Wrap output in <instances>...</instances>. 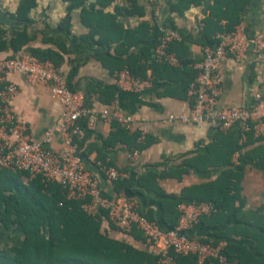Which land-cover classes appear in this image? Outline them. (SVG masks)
<instances>
[{"label": "crops", "instance_id": "0c3cea01", "mask_svg": "<svg viewBox=\"0 0 264 264\" xmlns=\"http://www.w3.org/2000/svg\"><path fill=\"white\" fill-rule=\"evenodd\" d=\"M136 1L137 10L131 8L132 14H122L118 21L123 30H133L142 22L147 23L150 39L147 43L131 47V50L136 52L144 46H150L161 31L176 29L182 37L181 42L178 41L182 43L178 50L183 60L187 61L186 72L159 71L161 79L157 82L152 69L147 68L146 75L151 74L155 84L141 93L119 90L115 72L110 70L113 62L97 58L106 51L110 56H115L120 52L116 44L108 49L83 39L89 32L80 20L83 5L69 10V3L63 0H36V7L30 11L28 20L20 21L13 16L18 0H0V40H8L14 31L25 28L33 40L19 50L57 52L58 72L72 89L84 92L89 104L98 110L111 112L115 102L122 114L135 119L129 134L146 133L149 145L140 150L135 161H129L128 158L129 152L135 147L128 137L117 134L120 127L113 121L101 122L95 132L86 133L76 141L86 169L99 179L106 193H112L113 188L94 165L100 156L127 173L123 195L135 199L143 214H152L156 219L162 215L159 205L162 199H178L183 189L195 186L215 185V188H219L224 173L236 175V178L231 175L226 179L237 183V199L232 206L234 210L214 225L199 222L191 235L199 238L219 235V241L225 245H245L255 257L264 260V136H247L244 146L232 155L230 164L221 163L220 157L216 156L209 162L205 156L217 134L227 136L236 128L224 133L210 123L192 125L167 120L190 108L184 88L195 74L192 65L202 58V46L210 43L206 37L205 21L209 18L214 1L199 0L198 4L181 10L176 9L180 0ZM114 5L128 6L127 0H116L104 11L114 13ZM68 13L69 29H64L63 20ZM239 20L248 37H258L264 41V0H247ZM220 23L224 25L225 21L221 20ZM209 35L214 39L211 32ZM126 49L123 47L121 50ZM13 54L11 50L0 51V60ZM121 55L124 59L125 53ZM221 75L220 105L251 106L264 96V49L260 52L249 49L246 58L240 63L225 59L221 64ZM9 80L18 87L13 99L16 112L28 123L32 138L40 140L45 131L55 124L60 105L44 85H31L21 75H11ZM240 141L237 140V143L240 144ZM106 142L111 145L106 146ZM60 144L61 139L56 135L52 147L58 149ZM216 146L215 154L219 148L224 149L223 145ZM246 153H252L253 159L240 158ZM150 174L154 178L148 177ZM140 180L145 181V185H140ZM101 220V230L110 238L138 250L155 253V249L145 242L117 231L105 217H101Z\"/></svg>", "mask_w": 264, "mask_h": 264}, {"label": "built area", "instance_id": "2783aa9c", "mask_svg": "<svg viewBox=\"0 0 264 264\" xmlns=\"http://www.w3.org/2000/svg\"><path fill=\"white\" fill-rule=\"evenodd\" d=\"M182 39L176 29L161 31L153 43L151 60L179 67L172 44ZM213 44L201 48V60L192 65L195 75L190 81L186 98L190 103L187 112L171 116L169 122L202 125L210 123L220 132L239 129L241 142L246 133L264 136V96L251 106L229 107L219 103L221 95V64L225 59L242 62L249 49L260 52L264 41L248 37L242 24L230 32H220ZM11 75L23 76L31 85L46 86L60 105L55 124L47 129L40 140L32 138L30 127L13 106L18 87L9 80ZM119 90L141 93L154 86L153 76H134L127 68L115 72ZM115 122L118 127L130 131L135 119L122 114L114 102L113 110H98L89 104L84 92L72 89L50 60H41L25 50L0 60V171L13 174L26 173L27 179L39 178L45 185L57 184L66 200L78 201L81 209L92 217L106 212L108 222L120 233H141L144 242L157 253L158 264H176L177 256H194L197 264H238L230 262L224 253L226 245L207 236L206 242L191 235L201 218L215 214L218 209L210 202L180 203L176 226L163 230L139 209L138 202L123 194L106 193L99 179L84 165L76 141L86 133H93L101 122ZM58 135L61 144L52 147ZM145 132H140L137 143L143 144ZM138 148L132 149L128 158L135 161ZM102 177L112 186L126 181L127 173L115 167L109 159L94 161ZM26 179V180H27Z\"/></svg>", "mask_w": 264, "mask_h": 264}, {"label": "trees", "instance_id": "16d2710c", "mask_svg": "<svg viewBox=\"0 0 264 264\" xmlns=\"http://www.w3.org/2000/svg\"><path fill=\"white\" fill-rule=\"evenodd\" d=\"M63 1L69 3V10L83 5L80 20L89 30L83 36L84 40L108 49L112 44H116V48L120 49V52L117 50L119 53L113 57L109 55L108 51L97 56L102 61L109 59L113 62L110 70L117 72L127 68L134 76L144 78L147 68H151L155 75V82L161 79L159 71L160 73H180L186 70L187 61L183 60L178 50L179 45H182L181 41L173 43L170 49L175 51L182 67L153 62L151 60L153 44L144 46L136 52L131 50V47L135 48L139 43H147L150 39L147 23L142 22L133 30H123L118 21L120 15H131L132 10H137L136 0H127L128 6L125 7L114 5V13H107L104 10L116 0ZM213 1L209 18L205 21L206 37L209 44H213L215 41L211 38L212 36L210 37L209 32L213 36L220 32H230L240 23L239 14L244 10L247 0ZM198 3L199 0H180L176 9H187ZM34 7H36V0H18V6L13 16L17 20L26 21ZM221 20L225 21L224 25H221ZM69 22L70 14L68 13L63 20L64 29H69ZM95 37L98 38L95 40ZM32 40L33 36L28 34L25 28L14 31L8 40H0V51L11 50L15 53ZM123 47L127 49L122 51ZM28 52L41 60H50L57 65V52L40 49H31ZM122 53H125L124 59ZM194 75L191 76L189 83ZM189 83L184 88L185 97ZM117 134L128 137L133 147L139 150L145 148L150 142L145 138L143 144H138L139 133L130 135L123 128H119ZM252 135L251 132L246 133L245 140L247 136L249 138ZM241 136L242 133L239 129L231 131L227 136L218 133L214 142L208 146V154L205 159L210 162L216 156L220 157L221 163L230 164L232 155L244 146L245 140L240 141V144L237 143V140H241ZM215 142L224 146L222 150L219 148L217 154L214 152L217 149ZM105 145L111 144L106 142ZM241 157L253 159V154L246 153ZM99 159L103 160L104 156H100ZM231 175V173H224L219 188H215V185L195 186L183 189L178 199L164 198L159 202L162 210L161 218L156 219L152 214H147L146 217L156 221L163 230H168L177 224L179 217L177 207L180 203L210 201L218 211L209 217L201 218L200 222L214 225L217 221L225 219L227 214L234 210L232 206L237 199L238 187L237 183L226 180ZM148 177H152L151 174ZM231 177L236 178V175ZM27 178L26 173L13 174L8 171H0V225L6 230L4 236L12 235L11 230L15 229L14 238L17 241L10 249L0 246V264H158L156 252L150 254L138 250L110 238L107 233L102 232L101 217L107 219L106 212L102 211L95 217L87 215L81 209L80 202L64 198L59 185H45L39 178ZM24 179L27 180L24 181ZM125 183L126 181L115 183L113 191L116 194H123ZM140 185H145V181L140 180ZM230 192L234 194L232 193V195ZM130 235L136 240L144 242L140 232L134 231ZM210 237L219 241V235L214 234ZM201 240L206 242L207 238H201ZM224 253L230 262L264 264V260L255 257L245 245L228 243L224 248ZM176 264H197V262L194 256L187 255L177 256ZM204 264L210 263L205 262Z\"/></svg>", "mask_w": 264, "mask_h": 264}, {"label": "rangeland", "instance_id": "374dc122", "mask_svg": "<svg viewBox=\"0 0 264 264\" xmlns=\"http://www.w3.org/2000/svg\"><path fill=\"white\" fill-rule=\"evenodd\" d=\"M26 181V179H24ZM11 232L13 233L12 235L4 236L6 234V230L0 225V246L4 249H10L16 244V239L14 238L15 236V229H12Z\"/></svg>", "mask_w": 264, "mask_h": 264}]
</instances>
